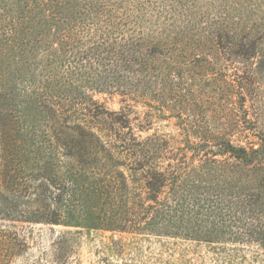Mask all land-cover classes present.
Here are the masks:
<instances>
[{"label":"trees","instance_id":"trees-1","mask_svg":"<svg viewBox=\"0 0 264 264\" xmlns=\"http://www.w3.org/2000/svg\"><path fill=\"white\" fill-rule=\"evenodd\" d=\"M144 1L157 11L0 0V221L264 252V139L233 137L246 114V41L210 27L245 0ZM223 55L238 68L201 96L196 71ZM103 90L125 106L99 103ZM130 102L150 112L139 119ZM156 119L177 133L138 135Z\"/></svg>","mask_w":264,"mask_h":264},{"label":"rangeland","instance_id":"rangeland-1","mask_svg":"<svg viewBox=\"0 0 264 264\" xmlns=\"http://www.w3.org/2000/svg\"><path fill=\"white\" fill-rule=\"evenodd\" d=\"M107 1L111 8L116 3L119 14V11L124 10L135 14L137 9L145 10L146 13H150V9L153 12L158 9V4L146 7L144 0ZM217 6L219 10L224 8L220 3ZM224 14L225 21L210 26L218 30L215 36L224 41L241 38L246 41V114L240 118V127L233 128V137L235 140L241 133V137L246 135V142L256 144L260 142L259 139H264V4L258 0H245V3L235 5L231 1ZM252 41L256 43L254 47ZM201 53L202 61L207 58L205 55L210 54L208 47L202 46ZM211 54L215 55V50ZM224 58V55L218 59L215 57L213 60L217 64L212 69L196 71L198 78L195 88L201 96L214 84L216 73L231 76L232 68H238L237 60L233 59V62L227 58L228 61H225ZM24 78L26 81L27 75ZM251 86L257 91L254 100L250 97ZM21 87H25L24 81L16 85L18 89ZM105 92L93 93L94 99L111 111H118L125 106L120 96ZM128 104L139 115V119L150 112L143 103ZM173 123V120L156 119L150 131L138 135L146 137L155 132L174 135L177 130ZM239 141L244 142L245 139ZM0 264H264V252L231 243H203L170 237L112 233L73 227L66 223L31 224L6 219L0 221Z\"/></svg>","mask_w":264,"mask_h":264}]
</instances>
